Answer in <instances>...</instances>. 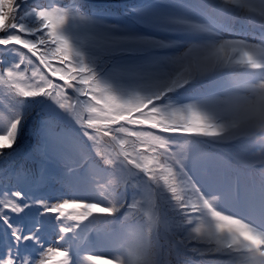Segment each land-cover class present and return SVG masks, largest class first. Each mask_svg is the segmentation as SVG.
Masks as SVG:
<instances>
[{
  "label": "snow or ice",
  "instance_id": "1",
  "mask_svg": "<svg viewBox=\"0 0 264 264\" xmlns=\"http://www.w3.org/2000/svg\"><path fill=\"white\" fill-rule=\"evenodd\" d=\"M0 89V264H264V0H0Z\"/></svg>",
  "mask_w": 264,
  "mask_h": 264
},
{
  "label": "trees",
  "instance_id": "2",
  "mask_svg": "<svg viewBox=\"0 0 264 264\" xmlns=\"http://www.w3.org/2000/svg\"><path fill=\"white\" fill-rule=\"evenodd\" d=\"M38 2L50 3L52 2V0H38ZM60 2L65 3L66 6H70L75 2V0H60ZM84 2L86 4V10H90L92 13H95L97 11L103 12L104 10L109 9L111 10L113 14H117L118 10H123L126 6L133 7V6H141V5H145L149 3H163V0H84ZM79 35H80V38L84 40L86 44H89L92 42L93 38L90 37L87 33L80 31ZM13 101H14L13 97L7 96L6 94H4L3 90L0 89V108H2L4 104L13 103ZM38 123H39V119L35 115L32 119L28 121L26 135L24 136L23 141H22L25 145H30V144L35 143V131L38 126ZM103 148L105 149L106 152L111 151L110 142L104 143ZM209 151H215V150L209 149ZM235 167L240 168L241 171H249L248 169H245L243 165L237 164L235 165ZM55 187L58 188L59 185H55ZM149 211H150V205L145 199L144 201H142V205L140 207V211L138 214L139 217L143 219L145 224L148 223V216L146 215V213H148ZM94 216H96L98 220H105V219L111 220L112 219V217H107L105 214L94 213ZM153 219H155V217H153ZM97 227H100V225L98 224ZM130 238L134 239V236H130ZM60 259H61L60 257H55L53 259V264H58V261ZM85 264H103V261L102 260L92 261V262L85 261Z\"/></svg>",
  "mask_w": 264,
  "mask_h": 264
},
{
  "label": "rangeland",
  "instance_id": "3",
  "mask_svg": "<svg viewBox=\"0 0 264 264\" xmlns=\"http://www.w3.org/2000/svg\"><path fill=\"white\" fill-rule=\"evenodd\" d=\"M133 239V238H132ZM131 238H130V241L132 240Z\"/></svg>",
  "mask_w": 264,
  "mask_h": 264
}]
</instances>
